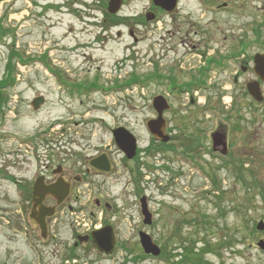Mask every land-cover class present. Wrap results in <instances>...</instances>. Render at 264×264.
Returning <instances> with one entry per match:
<instances>
[{
	"label": "rangeland",
	"instance_id": "rangeland-1",
	"mask_svg": "<svg viewBox=\"0 0 264 264\" xmlns=\"http://www.w3.org/2000/svg\"><path fill=\"white\" fill-rule=\"evenodd\" d=\"M108 2L0 0V27L13 33L0 39V81L7 65L15 81L0 88L5 114L0 173L19 180L35 176L38 146L27 140L43 131L36 140L46 139L49 146L64 138L73 146L87 144L107 151L113 164L101 195L72 200L76 210L65 206L47 239L28 218L30 204L0 174V264H67V258L76 259L74 264H264V251L250 246L252 226L264 215V108L249 115L240 111L251 142L234 132L233 150L239 151L226 166L210 153L209 134L217 123H241L236 111H228L230 85L217 90L207 84L206 92L193 96V105L186 94L165 96L171 78L173 84L185 83L202 65L183 46L197 43L194 30L202 29L200 42L210 53L243 42L264 49V0H179L175 11L157 21H146L148 13L155 14L150 0H123L115 15L107 13ZM155 70L160 76L150 82L146 78ZM133 79L134 86L116 91ZM160 94L170 106L163 118L172 151L160 147L146 127L156 118L152 101ZM39 96L44 104L33 111L30 102ZM117 127L135 136L137 162L127 161L115 145L111 131ZM189 135L202 141L193 154L179 142ZM13 159L19 164L11 165ZM142 197L152 214L149 226L142 222ZM95 199L101 209H93ZM92 213L99 220H92ZM104 223L116 235L113 252L103 255L88 242L69 258L72 235ZM139 231L165 251L164 257L144 255Z\"/></svg>",
	"mask_w": 264,
	"mask_h": 264
},
{
	"label": "flooded vegetation",
	"instance_id": "flooded-vegetation-1",
	"mask_svg": "<svg viewBox=\"0 0 264 264\" xmlns=\"http://www.w3.org/2000/svg\"><path fill=\"white\" fill-rule=\"evenodd\" d=\"M151 8L155 12V14L150 13L153 16L154 21H157L158 17L163 13H168L160 7H155L152 5ZM176 9L177 7L169 13H172ZM201 30L202 29L193 31L194 36L199 37L197 43H191L189 45L185 43L183 46L186 47L185 51L192 56L191 60H193L194 62H198L202 65L193 69L194 73L190 75V79L185 83L173 84L174 78H171L170 83L168 84L169 91L165 92V96L173 98L174 96H178V94H186L190 98L189 103L193 105L195 103V99L193 98V96L197 97L200 92H206L210 88L207 84L211 85L214 83L217 86V90H221V88H223L222 85L224 83H227L230 85V87L227 88L225 93L227 95H230V102L232 103L228 111H236L234 112L235 118L241 117L242 113L240 111H246V115H249L250 113H252L251 111H254L255 107H260L263 110L264 68L258 69L255 67V58L259 55L264 57V49H259L255 51L254 42H243L229 45L226 48L223 47L224 49L221 47L216 50H212L210 53L206 50V44H201L200 42ZM5 31V28L0 29V39L4 36L5 33L8 36H12V30L8 29L6 32ZM186 35H188V32L186 33ZM130 36L134 37L132 33H130ZM11 46H13V44ZM196 58H198V60H196ZM172 72H175V70L171 71V75ZM159 76L160 74H158L155 70L150 76V79L154 82L158 80ZM249 84H257V88L260 91V95L262 96L261 101H255L249 94ZM115 89L120 93H124L126 90L125 84H120L119 87H115ZM219 93L222 94V92L220 91ZM223 98L224 96L220 99L222 100ZM4 116V111H0V122L4 121ZM239 119L241 122L240 125L231 126L232 128L227 124L220 125L217 123L214 131L209 134V141L211 146L210 153H212L221 162L222 160H225V162L222 163H224L226 166L231 164V161H233L235 155L239 151L238 150L235 154L233 150L234 145L232 137L234 132L237 134L243 133L244 140L247 142H251V140L249 139L250 135L244 131L246 129L244 128V126L249 125V122H246V124L244 125L243 120L241 118ZM44 134L45 133L43 131L41 135ZM60 134L62 136L65 134L66 137L68 136L66 134V129L63 128ZM214 134L225 137V154L212 150L211 139ZM32 136H34V140L33 138H29L30 140H27V143L32 145L33 148H36L34 146H38V150L35 154V157H37L39 164L37 168L38 173L35 174V176H33L32 178L20 180L16 179L11 173L1 172L0 174L2 177L7 179V181H9L15 187L16 191L21 193V195H23V197L27 200V203L30 204L29 211L31 213L33 209V189L34 184L37 180L40 181L41 186H43L44 188L54 186L52 190L53 194L60 195L66 193V198L61 203H58L57 199L51 194H46L45 198L41 203L42 207L53 209L52 215L50 217L48 216L45 218L47 239L49 232L51 231L50 228L55 226L57 223L56 220L54 221V223H52V221L56 219L57 215L64 209V207L67 206V210L69 212L76 210V208L70 204L72 200L77 201L78 197L81 195H101V191L104 188V180L106 179V177L111 175L113 170V164L109 154L103 149H94L93 147L87 144L82 145L80 147L79 145L73 146L67 138L59 139L55 143H51V146H49L47 143L48 141H46V139L40 138V140H36V137L38 135ZM171 138L172 137L169 136L168 144ZM183 138L184 139L179 140V142L181 143V146L183 147L185 153L193 154V150L198 147H201L202 141L198 139H193L190 135L185 136ZM24 142H26V140ZM168 147V150L172 149L171 146ZM91 151H93V154L87 155ZM140 153L141 152L137 149L132 162H137V157ZM194 156L192 155L191 158H194ZM96 159V164H94V167H92L90 165V162ZM101 159H105L109 162V172L103 171L105 166L102 163ZM14 160L15 159L10 162L11 165L19 164L18 161ZM139 177L140 174L138 178ZM261 196L262 202H264V188H262ZM101 207V200L95 199L93 202V209H101ZM104 207L106 209H109V206L107 204H104L103 208ZM262 207L264 210V204L262 205ZM90 218L92 220H98V218L93 215V213L91 214ZM259 221L264 222V215L258 217V221L253 225L254 227L252 226L250 236L253 237L254 241L251 243L250 246L254 248H258V244L261 241L264 242V230L258 231L256 229V225ZM79 225L80 223H78V226ZM103 226H105V223L100 224V228ZM90 231V229H87L86 232H83L81 234L74 233L72 235L74 237V241L72 246L70 247V250H76L77 247H79L80 245L87 244L88 242L92 243V240L89 237V234L91 233ZM80 240L82 241V243L80 242ZM262 253L264 254V252Z\"/></svg>",
	"mask_w": 264,
	"mask_h": 264
},
{
	"label": "water",
	"instance_id": "water-1",
	"mask_svg": "<svg viewBox=\"0 0 264 264\" xmlns=\"http://www.w3.org/2000/svg\"><path fill=\"white\" fill-rule=\"evenodd\" d=\"M123 0H109L108 6H107V12L110 15H115L117 14L122 5ZM153 4L156 7H160L166 12H170L174 10L176 7L177 0H151ZM147 21H151L153 19L152 15L147 16ZM255 67L258 69H263L264 68V57L263 56H257L255 58ZM257 84H249L248 85V92L252 96L254 100L257 102L262 100V96L260 95V91L257 88ZM44 97L39 96L34 98L30 102V106L34 111H38L41 106L44 104ZM152 106L154 110L157 113V118L154 120H150L147 122V128L150 134L157 140H161L162 142L166 143L169 138L164 134V120L162 118L163 112L168 109V105L166 101L161 97H156L153 100ZM113 138L114 141L117 145V147L125 154L127 159H132L135 155V150H136V139L134 136L125 130L124 128H117L116 130L113 131ZM212 149L213 151L220 152L222 154H225L226 152V142L224 136H219L217 134H214L212 136ZM102 163L104 164L105 168L103 171H109L110 165L109 162L105 159H101ZM96 160H92L90 162L91 166H94L96 164ZM53 187L49 188H44L41 186V183L39 180L36 181L33 189V209L32 213L30 215V219L32 223L37 226L40 229L41 236L43 238L46 237V224H45V218L48 216H51L53 213L52 208H46L41 206V202L43 201L44 197L46 194H51L54 196L58 203H61L62 201L65 200L66 198V193L56 195L53 194ZM141 203V208H142V214L144 216V223L145 224H150L151 223V218L150 214L147 210V205H146V199L143 197L140 200ZM38 210V211H37ZM37 211V212H36ZM256 229L259 231L264 230V222L259 221L256 225ZM91 238L93 240V243L97 247V249L105 254L109 255L112 253L114 244H115V236L112 228L110 226H105L99 230H95L91 233ZM139 241L141 248L143 249L144 253L147 255H152V256H158L160 253V249L152 242V239L149 235L146 233L140 232L139 233ZM80 242H82L80 240ZM258 247L261 250H264V242H260L258 244Z\"/></svg>",
	"mask_w": 264,
	"mask_h": 264
},
{
	"label": "trees",
	"instance_id": "trees-1",
	"mask_svg": "<svg viewBox=\"0 0 264 264\" xmlns=\"http://www.w3.org/2000/svg\"><path fill=\"white\" fill-rule=\"evenodd\" d=\"M13 67L10 65H7V73H6V77L5 79L0 81V88H3L6 85H13L14 81V77H13ZM137 82L133 79L131 80L127 85L132 86L135 85ZM1 90V89H0ZM2 104H4V98L0 96V109L2 107ZM208 249H205L203 251L200 252V254H203L205 252H207ZM75 255L74 252H70L69 256L73 257ZM165 255V251L162 250L161 256L160 257H164ZM186 257V256H185ZM187 260H190L188 257H186ZM198 261H202V258L199 256V258H197ZM193 264H197L195 261H193Z\"/></svg>",
	"mask_w": 264,
	"mask_h": 264
}]
</instances>
